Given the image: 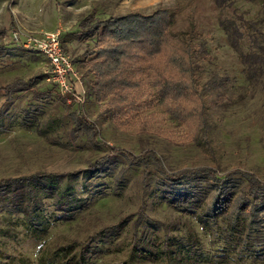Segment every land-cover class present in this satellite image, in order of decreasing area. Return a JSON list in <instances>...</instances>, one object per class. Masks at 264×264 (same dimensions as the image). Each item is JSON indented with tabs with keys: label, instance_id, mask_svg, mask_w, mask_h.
Instances as JSON below:
<instances>
[{
	"label": "rangeland",
	"instance_id": "rangeland-1",
	"mask_svg": "<svg viewBox=\"0 0 264 264\" xmlns=\"http://www.w3.org/2000/svg\"><path fill=\"white\" fill-rule=\"evenodd\" d=\"M162 8L172 12L173 31L186 39L194 30L197 82L209 122L207 138L195 131L196 114L175 118L164 104L130 106L120 117L103 112L106 102L88 92L92 75L83 68L84 80L75 84V93H83L85 103L78 106L74 94L58 89L48 58L12 39L14 30L42 34L60 29L74 62L84 59L94 45V38L78 31L87 15L103 19L130 12L152 14ZM229 19L263 22L264 0H231L223 5L215 0H0V181L20 186L27 178L51 177L58 188L69 187L80 199L78 207L69 210L70 220L59 219L66 211L57 210L53 199H43L44 212L52 221L45 233L30 228L10 200H0V264H264V240L254 243V235L247 236V229L241 228L227 236L230 216L214 220L201 208L188 214L165 202L172 184L144 154L154 150L170 173L198 166H210L220 176L240 170L233 175L240 181L232 189L237 199L246 190L244 173L264 180V72L248 77L240 50L230 44L222 25ZM242 31L241 50L249 51L250 32L245 27ZM200 44L206 46L205 55L198 51ZM169 52L170 46L153 62L164 65ZM16 79L29 80L31 86L8 96L2 87ZM207 82L211 88L205 87ZM149 93L145 90L139 103ZM193 99L182 98L180 108L199 107ZM81 113L96 123L106 144L75 135L73 117ZM121 152L147 159L146 166ZM175 189L199 193L207 205L214 198L207 181L187 180ZM240 201L230 212L243 220ZM259 222L252 233L264 239V210ZM166 247L177 251L173 262L155 257ZM178 247L192 257H182ZM199 251L205 256L195 258Z\"/></svg>",
	"mask_w": 264,
	"mask_h": 264
},
{
	"label": "trees",
	"instance_id": "trees-1",
	"mask_svg": "<svg viewBox=\"0 0 264 264\" xmlns=\"http://www.w3.org/2000/svg\"><path fill=\"white\" fill-rule=\"evenodd\" d=\"M227 1L231 0H215L218 5H223ZM172 22L173 15L168 8L158 9L152 14L130 12L110 15L103 19L89 14L79 22L78 31H84L94 38V45L86 51L84 59L77 58L74 63L79 70L83 68L87 74L92 75L87 90L96 100L106 102L103 112L120 117L130 106L142 109L150 108L156 103L164 104L167 105L166 111L173 114L175 118L186 119L196 114L195 131L201 132L207 138L209 122L205 101L202 99L203 94L197 82L195 61L197 49L192 45L195 38L194 30L189 31L185 39L181 33L171 29ZM263 22L246 20L239 23L236 19L222 22L230 44L240 50L241 59L247 65L249 78L257 76L258 72H264ZM244 27L249 30L251 36L249 51L241 50V39L244 35L242 28ZM61 43L66 52L64 41L61 40ZM168 46H170V52L165 64L154 63L153 60ZM198 51L201 55H205L206 46L200 44ZM81 72L85 75V72L82 70ZM30 86L29 80L16 79L2 88L8 96H11L27 90ZM145 86L150 91L149 97L143 103H139L138 100L144 95V91L148 90L144 88ZM205 87L211 88L212 83L207 82ZM35 97L41 99L42 95L36 94ZM188 97H194L193 100L200 106L190 109L180 108L182 98ZM73 118L75 135L78 137L91 136L98 143L97 145L103 142L106 144L95 122L84 117L82 113L74 115ZM26 120L23 121L24 124L30 125ZM111 149L118 152L122 150L116 147H111ZM121 153L127 155L132 162H139L145 166L147 164V159L142 160L139 156L134 158L130 153ZM144 154L150 155L151 160L168 180L170 186L172 184L173 188L170 187L169 193L163 197L165 202L188 214H194L195 208H201L205 210L206 216L214 220L230 216L226 225L228 237L232 236L233 232H238L239 228L247 229V236L254 235L252 241L258 245L262 244L264 239L260 235H255L256 232H252L257 230L259 214L264 210V180L259 179L253 173H244L247 182L246 190L237 199L238 193L232 189L239 186L240 181H235L233 175L241 173L240 170L220 176L218 171L210 166H198L170 173L164 169L161 158L154 150H148ZM99 164L100 161H96L94 165ZM96 170H99V167ZM41 177L35 176V181L27 178L20 183V186L0 181V200H10L9 202L15 204L18 211L24 213V222L30 228L45 233L52 221L44 212L43 199H53L57 210L66 211L59 219L66 220L73 219V215H69L70 211L78 207L80 199L72 194L69 187L58 188L53 178L50 177L44 181ZM187 180H194L199 184L207 181L214 190L213 200L207 205L200 198L199 193L188 190L177 192L175 188ZM239 199L241 201L238 208L244 216L243 220L239 218V215L233 218L230 212ZM198 218L205 227L209 225L202 214H199ZM178 248L182 257H187V255L192 257L190 252L185 251L183 247ZM258 250L254 249L257 255L260 254ZM176 252V250L169 251L166 247V249L158 250L155 257L173 262L176 260L174 256ZM85 253H82L83 257L87 256ZM199 256L205 255L199 251L195 258Z\"/></svg>",
	"mask_w": 264,
	"mask_h": 264
},
{
	"label": "built area",
	"instance_id": "built-area-1",
	"mask_svg": "<svg viewBox=\"0 0 264 264\" xmlns=\"http://www.w3.org/2000/svg\"><path fill=\"white\" fill-rule=\"evenodd\" d=\"M12 39L18 46L44 54L50 63L53 80L62 93L74 94L78 106L85 103L84 94L75 93V84L83 83V73L75 67L71 57L61 43V30L46 31L42 34H26L14 30Z\"/></svg>",
	"mask_w": 264,
	"mask_h": 264
}]
</instances>
